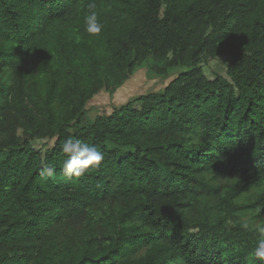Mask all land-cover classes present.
I'll return each mask as SVG.
<instances>
[{
    "label": "trees",
    "instance_id": "1",
    "mask_svg": "<svg viewBox=\"0 0 264 264\" xmlns=\"http://www.w3.org/2000/svg\"><path fill=\"white\" fill-rule=\"evenodd\" d=\"M89 2L0 0V264H264V0H95L98 35ZM147 61L185 70L80 125ZM69 137L100 165L66 177Z\"/></svg>",
    "mask_w": 264,
    "mask_h": 264
},
{
    "label": "rangeland",
    "instance_id": "2",
    "mask_svg": "<svg viewBox=\"0 0 264 264\" xmlns=\"http://www.w3.org/2000/svg\"><path fill=\"white\" fill-rule=\"evenodd\" d=\"M150 65L151 61L143 63L135 69L134 73L122 85L96 93L87 103L80 125L87 126L91 124L96 117L111 113L113 109L140 94L161 91L173 77L185 70L184 67L174 68L167 75L161 76L152 72ZM202 66L204 73L210 78L215 75L227 78L226 60L224 56L207 60ZM51 143L52 141L49 140H41L38 141L37 145L38 147H49ZM242 200L247 201L248 197L241 198L239 202ZM243 217L250 218L254 222H262L255 214H247L243 215Z\"/></svg>",
    "mask_w": 264,
    "mask_h": 264
},
{
    "label": "clouds",
    "instance_id": "3",
    "mask_svg": "<svg viewBox=\"0 0 264 264\" xmlns=\"http://www.w3.org/2000/svg\"><path fill=\"white\" fill-rule=\"evenodd\" d=\"M87 9L88 13L84 16L85 29L89 34L98 35L103 28V23L99 18L95 0L88 3ZM131 147L130 145L125 146L123 150H128ZM61 149L67 155V159L62 164L63 174L66 177H81L90 167H98L104 158L96 146L71 137L64 140ZM48 172L51 174L53 169H48ZM241 227L259 234L251 255L255 260L264 262V223L245 220Z\"/></svg>",
    "mask_w": 264,
    "mask_h": 264
}]
</instances>
